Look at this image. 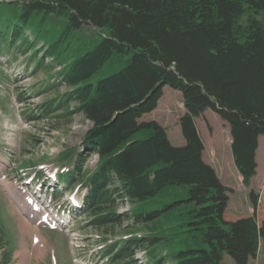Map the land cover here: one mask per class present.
Returning a JSON list of instances; mask_svg holds the SVG:
<instances>
[{
    "label": "trees",
    "instance_id": "obj_1",
    "mask_svg": "<svg viewBox=\"0 0 264 264\" xmlns=\"http://www.w3.org/2000/svg\"><path fill=\"white\" fill-rule=\"evenodd\" d=\"M85 26L99 34L90 48L79 38ZM0 48L30 52L35 70L58 67L56 82L70 89L39 112L73 110L92 124L82 139L86 152L98 156L82 180L89 225L120 222L110 210L115 198L144 202L166 186L187 187L185 198L166 205L180 207L178 232L192 233L179 240L181 249L161 253L164 237L154 224L152 235L107 245L110 264L134 260L138 251L147 254L146 264H223L224 254L248 264L256 256L259 241L264 245V218L258 222L254 211L224 220L229 190L202 158L195 118L211 110L228 124L234 166L248 186L264 134V0H0ZM120 60L119 69L94 78ZM165 85L181 93V146L172 145L155 120L143 118ZM61 158L72 166L60 173L68 188L84 174L83 159L73 160L72 152ZM132 214L137 223L154 215ZM7 247L0 216V251Z\"/></svg>",
    "mask_w": 264,
    "mask_h": 264
},
{
    "label": "rangeland",
    "instance_id": "obj_2",
    "mask_svg": "<svg viewBox=\"0 0 264 264\" xmlns=\"http://www.w3.org/2000/svg\"><path fill=\"white\" fill-rule=\"evenodd\" d=\"M98 37L97 30L91 26H85L79 32V38L87 48L92 47ZM41 45L38 43L36 49ZM0 51V216L8 241L7 253L0 251V264H110L103 249L127 237L152 235L154 232L150 228L154 224L159 225V235L164 237L159 241L162 246L158 250L161 253L181 249L179 240L190 237L192 233L178 232L182 225L177 217L180 207L166 205L175 199L185 198L187 187L166 186L144 202L131 203L115 198L110 210L121 216L120 222L101 228L97 224L89 225L93 216L88 215L81 205L85 192L82 180L96 167L98 156L84 150L82 139L92 124L73 110L71 114H65L61 109L49 114L39 112L44 102L70 89L56 82L53 75L58 67L47 63V68L35 70L33 64L28 62L30 52L23 53L15 48H0ZM121 66V60L115 62L94 78L106 76ZM53 82L57 84L46 90L48 84ZM74 105L70 103L68 110L73 109ZM183 113L180 91L165 85L156 108L143 118L145 121L155 120L168 132L170 143L181 146L183 138L178 121ZM195 124L205 145V158L216 164L214 167H218L219 176L235 189L229 198L225 219L230 221L238 217L240 213L237 215L232 211L237 207H241V213L249 214L247 216L255 211L256 218H264V200L257 197V193L264 189V180H261L264 176L257 174L252 189H248L249 184L244 185L246 190L245 187L240 190L235 174L227 168L224 155L229 151L226 146L229 126L211 110L195 118ZM143 137V133L138 135V138ZM214 151L218 157L221 156V166L214 157ZM69 152H72L73 160L78 155L82 157V177L76 176L74 184L67 191L42 186L43 178L56 180L67 166L72 168L68 159L61 158ZM55 192L60 193L57 201L53 198ZM254 198L256 205H259L257 209ZM132 212L154 215L148 221L137 223ZM31 213L36 216L35 221L29 218ZM57 214L66 215L65 222L57 226L49 225V222L56 223L63 219L58 218ZM146 255L138 251L133 256L134 260L127 257L117 264H146ZM230 260L224 254L223 264H229Z\"/></svg>",
    "mask_w": 264,
    "mask_h": 264
},
{
    "label": "crops",
    "instance_id": "obj_3",
    "mask_svg": "<svg viewBox=\"0 0 264 264\" xmlns=\"http://www.w3.org/2000/svg\"><path fill=\"white\" fill-rule=\"evenodd\" d=\"M227 124V123H226ZM228 125V124H227ZM167 132V131H166ZM167 134H168V132H167ZM168 138H169V136H168ZM183 138V137H182ZM230 135H229V142H227V144L228 145H226V146H228L229 147V151L228 152H226V154L224 155L225 156V158H226V163H227V168L230 170V171H233V173L235 174V176H236V183H237V188H238V182H239V186H240V190L242 189V188H244L245 186H244V184L242 183V180H241V177H240V175H239V173H238V171L236 170V168L235 167H232V165L234 166V162H233V157H232V154H231V151H230ZM185 143V140H184V138H183V140H182V142L180 143L181 145H183ZM257 148H256V152H255V161H256V173H255V175L252 177V179H251V181H250V186L248 187V189L250 190V189H252L253 187H252V183H253V180L255 179V177L257 176V174H259V173H261V175L262 176H264V134H262V135H260V136H258V140H257ZM203 144H204V142H203ZM176 146H179V145H176ZM204 150H205V145H204ZM204 150L202 151V158H203V160L206 162V163H208V164H210L213 168H214V170L216 171V173H217V175H218V178L220 179V181H221V183L225 186V187H227L228 189H229V195H228V203H227V206L229 207V205H230V201H229V198L231 197V193H233L234 191H235V189L233 188V187H231L229 184H227L226 182H224V180L219 176V169H218V167H214V165H216V164H214L213 162H212V160L210 159V160H207L206 158H205V156H204ZM214 157H216V159H221V156H219L218 157V153L216 152V151H214ZM217 160V162H219L220 163V166L222 165V161H218ZM221 168H223V167H221ZM260 175V174H259ZM261 180H264V177H262L261 178ZM245 190H246V187H245ZM257 197H258V199L260 198L261 199V197H263V200H264V189H263V191L260 193V194H258L257 193ZM255 199V198H254ZM264 202V201H263ZM255 205H256V202H255ZM262 206L264 207V204L262 203ZM259 207V205H256V209ZM240 208L241 207H237L236 208V210L234 211V209L232 210L233 212H235L237 215L239 214V216H241L242 214L243 215H245V213H241L240 212ZM226 211H227V207H226V209H225V211H224V214H223V218H224V220H226L225 219V214H226ZM257 213V212H256ZM247 215H249V214H247ZM247 215H245V216H247ZM238 216V217H239ZM238 217H234V219H236V218H238ZM233 219V218H232ZM261 219H263V217H261ZM261 219H258L257 218V221L258 222H260V220ZM227 221V220H226ZM229 264H234L233 263V261H232V259L230 260V263ZM248 264H264V245L262 244V242H261V240L259 241V245H258V250H257V253H256V256L254 257V258H250L249 260H248Z\"/></svg>",
    "mask_w": 264,
    "mask_h": 264
},
{
    "label": "bare ground",
    "instance_id": "obj_4",
    "mask_svg": "<svg viewBox=\"0 0 264 264\" xmlns=\"http://www.w3.org/2000/svg\"><path fill=\"white\" fill-rule=\"evenodd\" d=\"M36 207H37V206H36ZM42 207H43V206H42ZM37 208L40 209L39 207H37ZM37 208H36V209H37ZM36 209H35V210H36ZM32 211H33V210H32ZM41 215H42V214H41ZM28 216H29V218H30L31 220H33V221L36 220V216H34V214L31 213V214L28 215ZM37 219H38V218H37ZM63 222H65V221H63ZM52 224H53L52 222L49 223V225H52Z\"/></svg>",
    "mask_w": 264,
    "mask_h": 264
}]
</instances>
